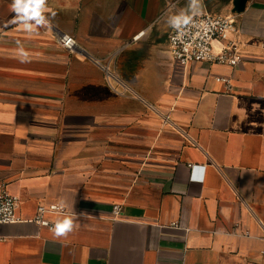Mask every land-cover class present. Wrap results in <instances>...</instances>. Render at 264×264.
I'll list each match as a JSON object with an SVG mask.
<instances>
[{
  "label": "crops",
  "instance_id": "obj_1",
  "mask_svg": "<svg viewBox=\"0 0 264 264\" xmlns=\"http://www.w3.org/2000/svg\"><path fill=\"white\" fill-rule=\"evenodd\" d=\"M202 1L46 0L29 33L0 0V186L22 219L0 264H264V0L221 14L234 68L172 58L173 17L221 2ZM55 203L63 237L34 220Z\"/></svg>",
  "mask_w": 264,
  "mask_h": 264
},
{
  "label": "built area",
  "instance_id": "obj_2",
  "mask_svg": "<svg viewBox=\"0 0 264 264\" xmlns=\"http://www.w3.org/2000/svg\"><path fill=\"white\" fill-rule=\"evenodd\" d=\"M182 22L178 27L171 23L167 41L173 60L184 66L208 63L210 65H224L237 67L243 60L239 46L231 40L230 35L235 30V15H220L209 12L193 15L176 14ZM141 33L140 35H142ZM138 35V36H140ZM137 36V37H138ZM58 44L66 50L72 51L76 46L73 37L59 34ZM216 44L220 47L216 48ZM217 81L229 82L226 79ZM192 167V165H189ZM19 199L11 195L6 186H0V207L8 205L10 211L0 212V226L21 222L17 214ZM47 213L66 214L67 209L61 204L40 205L37 209L35 222L40 226L52 229L53 225L44 218ZM112 220L119 221L124 217L122 205L115 204L112 208ZM250 236L249 232H244ZM264 254V251H262Z\"/></svg>",
  "mask_w": 264,
  "mask_h": 264
},
{
  "label": "clouds",
  "instance_id": "obj_3",
  "mask_svg": "<svg viewBox=\"0 0 264 264\" xmlns=\"http://www.w3.org/2000/svg\"><path fill=\"white\" fill-rule=\"evenodd\" d=\"M198 4L199 0H190V7L194 13L198 9ZM45 5L46 0H12L11 9L16 14L13 18V23H18L23 30L29 33L33 32L35 27L50 26V21L44 15L46 11ZM181 22L182 20L179 17L173 18L170 21L174 27H178ZM28 55L27 52L23 51L21 46L19 58L22 63L27 61ZM9 211L8 205L0 207V212L7 213ZM74 227L73 218L66 217L57 220L51 230L56 237H63L72 232Z\"/></svg>",
  "mask_w": 264,
  "mask_h": 264
},
{
  "label": "rangeland",
  "instance_id": "obj_4",
  "mask_svg": "<svg viewBox=\"0 0 264 264\" xmlns=\"http://www.w3.org/2000/svg\"><path fill=\"white\" fill-rule=\"evenodd\" d=\"M202 2L203 3L199 6L200 9H203V5L205 3H207L208 1L203 0ZM216 5H218V8H215V10H212V11L208 10L207 12L221 15L222 12H224L225 10H228V12H229V11H232V9H233L232 0H221V2H218V4H216Z\"/></svg>",
  "mask_w": 264,
  "mask_h": 264
},
{
  "label": "water",
  "instance_id": "obj_5",
  "mask_svg": "<svg viewBox=\"0 0 264 264\" xmlns=\"http://www.w3.org/2000/svg\"><path fill=\"white\" fill-rule=\"evenodd\" d=\"M251 0H233V13H243Z\"/></svg>",
  "mask_w": 264,
  "mask_h": 264
},
{
  "label": "flooded vegetation",
  "instance_id": "obj_6",
  "mask_svg": "<svg viewBox=\"0 0 264 264\" xmlns=\"http://www.w3.org/2000/svg\"><path fill=\"white\" fill-rule=\"evenodd\" d=\"M208 2H210L211 0H207Z\"/></svg>",
  "mask_w": 264,
  "mask_h": 264
}]
</instances>
